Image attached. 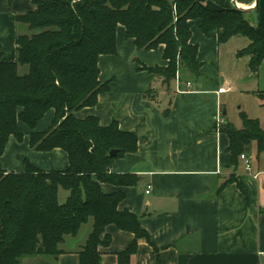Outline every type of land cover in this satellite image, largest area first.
Wrapping results in <instances>:
<instances>
[{"label":"trees","instance_id":"16d2710c","mask_svg":"<svg viewBox=\"0 0 264 264\" xmlns=\"http://www.w3.org/2000/svg\"><path fill=\"white\" fill-rule=\"evenodd\" d=\"M30 1L35 8L16 15L21 31L15 40V59L2 60L0 50V155L9 136L22 140L20 121L31 130L32 149L60 148L67 153L68 167L46 171L25 161L24 171L14 172L0 165V264H19L24 256H58L64 252L59 245L65 238L77 236L89 220L91 230L77 252L78 264H101L99 247L110 243L105 234L108 225L135 236L117 254V264H127L136 240H150L141 227V216L118 208L125 198L123 188L136 184L139 177L133 172H112L111 166L137 150V134L121 130L116 120L101 126L97 116L74 115L95 105L99 93L109 91L110 80L99 79V57L116 54L117 28L122 26L123 39H132L137 50L163 45L166 65L139 69L161 78L165 85L181 68L200 77L198 46L190 42L191 21L199 20L200 30L205 35L216 32L219 43L237 34L247 38L249 44L236 56H249L248 68L255 75L264 61V29L250 24L245 12L230 0H212L219 9L196 0ZM258 4L259 0L255 8ZM254 94L264 102V90ZM48 110L54 111L50 124L43 131H33ZM239 116L240 127L230 121L218 126L229 140L232 165L252 147L258 154L264 152V126L242 111ZM111 149L116 150L113 157ZM102 184L116 189L106 192ZM60 188L67 191L63 202L58 199Z\"/></svg>","mask_w":264,"mask_h":264},{"label":"crops","instance_id":"0c3cea01","mask_svg":"<svg viewBox=\"0 0 264 264\" xmlns=\"http://www.w3.org/2000/svg\"><path fill=\"white\" fill-rule=\"evenodd\" d=\"M196 1L219 9L212 0ZM235 2L250 24L264 29V0H259L258 8L255 0ZM34 8L30 0H0L2 60L13 61L16 56L15 40L21 31L16 15ZM199 23L191 21L190 42L198 46L200 77L193 78L181 68L175 79L163 84L161 78L139 69L141 65L165 66L163 45L137 50L132 39H123V27L118 26L119 57L102 55L98 61L99 79L110 80L109 91L99 93L95 105L74 112L77 118L97 116L101 126L116 120L121 130L137 134V150L114 160L111 166L112 172H133L139 177L136 184L123 188L125 198L118 208L141 216V227L150 240H136V250L127 264H264V152L255 158L247 153L251 158L248 170L240 158L232 165L229 140L218 130L221 122L230 121L224 94L255 96L260 90L248 68L250 57L236 56L249 40H237L244 37L237 34L219 43L217 33L205 35ZM177 79L181 92L176 91ZM221 87L224 90L218 92ZM53 116L54 111L48 110L33 131L45 130ZM18 129L23 138L17 141L9 136L0 155L3 169L22 172L25 161L46 171L67 169L64 150L36 151L29 145L28 126L19 121ZM148 186L150 192L146 193ZM102 188L106 192L116 189L110 184H102ZM91 225L89 220L77 236L66 237L59 245L64 252L58 256H24L19 264H78L77 252ZM105 234L110 243L99 247L101 264H117V254L126 250L135 236L114 225H108Z\"/></svg>","mask_w":264,"mask_h":264},{"label":"rangeland","instance_id":"374dc122","mask_svg":"<svg viewBox=\"0 0 264 264\" xmlns=\"http://www.w3.org/2000/svg\"><path fill=\"white\" fill-rule=\"evenodd\" d=\"M168 1H171V0H168ZM230 1H231V4H234L233 0H230ZM242 39L244 40L246 38L239 37V39L237 40H242ZM116 51L117 52L115 55H118L119 57V50L117 46H116ZM107 66L108 68H110L112 64H108ZM20 71L21 72L26 71V67H20ZM193 78H196V77L193 76ZM253 80L254 82L258 84V87L260 90H264V61L260 64L257 73L254 75ZM223 98L225 100V103L229 106L227 116L236 127L241 126V119L239 116L240 111L244 112L250 118L258 119L260 125L264 126V102H262L258 97H256V95L254 96L252 94L246 95L240 92H230V93L224 94ZM250 153L254 158L256 157L257 152H256L255 147H252L250 149ZM66 196H67V191L63 189H59V196H58L59 201L63 202ZM86 228H88V225L84 227L83 232L86 231Z\"/></svg>","mask_w":264,"mask_h":264},{"label":"built area","instance_id":"2783aa9c","mask_svg":"<svg viewBox=\"0 0 264 264\" xmlns=\"http://www.w3.org/2000/svg\"><path fill=\"white\" fill-rule=\"evenodd\" d=\"M177 81V88H176V91L177 92H181L182 89L179 87V82H178V79L176 80ZM186 86L187 87H190L191 86V83L190 82H186ZM224 89L221 87L218 89V92H222ZM240 159L242 160L243 162V166L245 169H250L251 167V158L250 156L247 155V153H241L240 154ZM146 193H149L150 192V186L147 187Z\"/></svg>","mask_w":264,"mask_h":264},{"label":"water","instance_id":"95a60500","mask_svg":"<svg viewBox=\"0 0 264 264\" xmlns=\"http://www.w3.org/2000/svg\"><path fill=\"white\" fill-rule=\"evenodd\" d=\"M257 1H258V0H255V3H257ZM233 3H234V5H235L237 8H239V7L237 6L235 0H233ZM239 9H240V8H239ZM109 155L112 156V157L115 156V155H116V150H115V149H111V150L109 151Z\"/></svg>","mask_w":264,"mask_h":264}]
</instances>
